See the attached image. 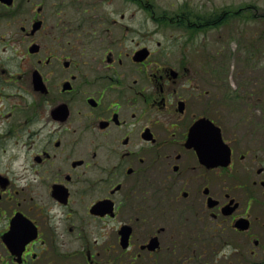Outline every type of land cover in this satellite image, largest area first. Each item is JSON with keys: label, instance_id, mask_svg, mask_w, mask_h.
<instances>
[{"label": "flooded vegetation", "instance_id": "af4514ba", "mask_svg": "<svg viewBox=\"0 0 264 264\" xmlns=\"http://www.w3.org/2000/svg\"><path fill=\"white\" fill-rule=\"evenodd\" d=\"M127 2L152 26L128 27ZM147 2L0 0V264H264V89L221 38L193 65L156 39L165 20L256 13ZM199 121L227 166L213 135L189 138Z\"/></svg>", "mask_w": 264, "mask_h": 264}, {"label": "rangeland", "instance_id": "374dc122", "mask_svg": "<svg viewBox=\"0 0 264 264\" xmlns=\"http://www.w3.org/2000/svg\"><path fill=\"white\" fill-rule=\"evenodd\" d=\"M147 3H155L157 5V10L159 13L165 12L167 16H171L174 13L180 12L181 6L187 4L189 5L190 9H194V11L198 12H212L211 10L219 9V7L225 6L224 4H230L232 8H237L239 6H253L251 10L255 12L256 16H262L264 15V0H147ZM137 10V11H136ZM136 11V13L131 16L130 13ZM143 11H139L136 6L130 3H126V25L128 27H140V26H147L148 28L152 26L150 24L149 20L147 21V24H142V20L144 19V15L141 13ZM245 17H248V14H244L242 18L239 20H236V22H233L234 24L232 27H228V29H219V30H210L206 33L200 32L198 34L197 39H195L194 42H190L186 40V34H183L182 28L177 27H166L162 28V26L158 25V34L156 36V39L161 43H189L188 48V59L191 60L192 65L197 63V61L200 60L202 57V51L198 49L197 44L201 42H214L217 40V38H221V42H225L228 45V49L225 53H227V57L229 60V64L233 62L232 60L236 61L237 69L238 71L241 70V75H244L246 73L251 75L253 74V88H256L259 86V84L262 83L261 76L263 73V65H264V19L260 20V18H257L252 20V22H249L248 19ZM243 19V20H242ZM247 22V23H245ZM160 28V29H159ZM177 29V30H174ZM232 28V29H229ZM234 30L236 32L234 33ZM232 32V33H231ZM219 34V35H218ZM127 36H131L127 34ZM225 37H228V39H225ZM258 37V38H257ZM129 38V37H128ZM248 44V45H247ZM253 47L255 49H259V52L257 55L254 56L255 61L257 64H255L253 61L250 62L247 59V50H253ZM209 48V47H208ZM209 52H214L213 49ZM223 51H217L216 55L214 56V53L211 54V57L216 60L215 63L211 61L210 68H213L216 64H219L218 59L221 56V53ZM229 53L231 55H229ZM231 58V60H230ZM234 61V62H235ZM197 69V67L195 68ZM248 69V72H247ZM231 70V68H230ZM229 71V70H228ZM227 71V73H228ZM230 73V71H229ZM228 73V74H229ZM230 82V87L232 86V79L228 78ZM222 84V82H221ZM252 85V83H249ZM213 88L212 91H214V85L212 84ZM224 87L222 88V90ZM256 90V89H255ZM240 110V105H239ZM228 112V113H227ZM225 113H222L221 116V123L223 126V131L225 135L229 138L231 133L229 130H233L235 127L232 126L235 121V116L231 115L229 111ZM253 122V121H252ZM233 127V128H232Z\"/></svg>", "mask_w": 264, "mask_h": 264}, {"label": "trees", "instance_id": "16d2710c", "mask_svg": "<svg viewBox=\"0 0 264 264\" xmlns=\"http://www.w3.org/2000/svg\"><path fill=\"white\" fill-rule=\"evenodd\" d=\"M247 11L250 12L251 8L250 7L238 8L236 14L231 13L232 14L231 16L240 17L241 12H247ZM228 12H230V11H228ZM215 17H217V15H215V16L207 15L205 18H197V17L196 18H189V19L187 18V20L189 21L188 24H186L187 22H185V20H181L179 23L176 24V27L186 29L187 32L189 33V36L191 37L194 34L193 32L196 30L193 22L196 24H201L200 27H202V28H199V29H203V27L217 26L219 24V21H220L221 25L226 22V21H224L225 20L224 18L220 19V18H215ZM245 18L248 20H251V21L254 19L257 20V18H260V20L264 19V17H262V16L258 17L254 14L249 15L248 17H245ZM163 23H164V25H167L166 21H163ZM258 52H259V49H257V48L255 49V47H253V50H248V53H246V55L248 56L246 60L253 61L255 63L256 61H255L254 56L257 55ZM262 52H264V50ZM255 64H257V62ZM262 70L264 72V69H262ZM255 89L263 90L262 88L261 89L255 88Z\"/></svg>", "mask_w": 264, "mask_h": 264}, {"label": "water", "instance_id": "95a60500", "mask_svg": "<svg viewBox=\"0 0 264 264\" xmlns=\"http://www.w3.org/2000/svg\"><path fill=\"white\" fill-rule=\"evenodd\" d=\"M203 122H206V125H204ZM199 129H204L205 130V133H207L208 135H213V138H215L216 140V144L219 146L221 145V162L219 161L218 159V163H221V165L225 166L228 164L229 162V151L227 149V147L222 143L221 141V138H220V134H219V131L217 128H214L211 123L207 122V121H199L197 123H195V125L193 126L192 128V131L190 133V136L189 138L192 137V132L194 131H197L198 133V130ZM203 137L201 136H196V139H198L197 141L199 142ZM199 144L196 145V148H198Z\"/></svg>", "mask_w": 264, "mask_h": 264}]
</instances>
